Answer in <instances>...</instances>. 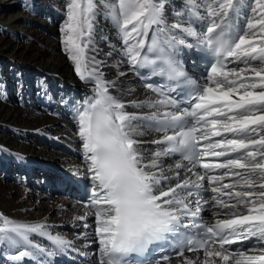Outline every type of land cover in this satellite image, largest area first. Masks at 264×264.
<instances>
[{"label":"snow or ice","instance_id":"snow-or-ice-1","mask_svg":"<svg viewBox=\"0 0 264 264\" xmlns=\"http://www.w3.org/2000/svg\"><path fill=\"white\" fill-rule=\"evenodd\" d=\"M168 6L65 2L61 42L76 74L94 86L74 113L83 171L73 175L89 182L84 207L95 218V264H170L173 256L181 258L176 264H264V0H184L171 22ZM101 8L117 30L122 62L163 78L144 83L151 96H114L115 82L88 55ZM180 48L210 54L201 57L198 79L175 59ZM153 132L156 138L140 139ZM175 153L181 162L166 166L164 158ZM49 227L0 213V244L16 249V264L75 250Z\"/></svg>","mask_w":264,"mask_h":264},{"label":"bare ground","instance_id":"bare-ground-1","mask_svg":"<svg viewBox=\"0 0 264 264\" xmlns=\"http://www.w3.org/2000/svg\"><path fill=\"white\" fill-rule=\"evenodd\" d=\"M18 1L0 0V213L20 223H46L53 235L77 242L66 226H79L75 217L86 211L68 200L48 198L38 187L52 166L83 168L71 156L81 148L72 116L94 86L79 78L61 42L66 0H22V10L15 11ZM183 4L169 0V22ZM94 46L88 55L101 61L104 78L115 82L114 96L125 102L150 96L122 62L117 30L103 8L95 21ZM31 239L41 246L48 241L35 234ZM14 252L0 244V264Z\"/></svg>","mask_w":264,"mask_h":264},{"label":"rangeland","instance_id":"rangeland-1","mask_svg":"<svg viewBox=\"0 0 264 264\" xmlns=\"http://www.w3.org/2000/svg\"><path fill=\"white\" fill-rule=\"evenodd\" d=\"M22 0H20V1H18L19 3H17V4H13L14 6V10L15 11H21L22 10V8H23V5L21 6V4H20V2H21ZM2 3V2H1ZM4 4V3H3ZM5 4H7V3H5ZM41 24V23H40ZM55 26V25H54ZM30 36H28V35H25V34H23L22 35V38H25V39H28ZM114 68V67H113ZM74 165V164H73ZM75 166V165H74ZM38 176H41L42 175V173L40 172V169L38 170ZM22 187H24V185H22ZM24 188H26V187H24ZM27 189H32L30 186H28V188ZM67 228H68V230H69V228L70 227H73V226H71V225H67L66 226ZM70 231V230H69Z\"/></svg>","mask_w":264,"mask_h":264}]
</instances>
